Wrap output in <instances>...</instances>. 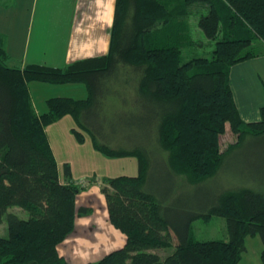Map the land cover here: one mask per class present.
<instances>
[{"label": "trees", "instance_id": "trees-1", "mask_svg": "<svg viewBox=\"0 0 264 264\" xmlns=\"http://www.w3.org/2000/svg\"><path fill=\"white\" fill-rule=\"evenodd\" d=\"M181 1L116 0L109 54L66 67L10 66L0 34V224L8 226L0 264H240L249 235L260 236L264 263V164L251 152L264 138V106L261 120L244 121L230 85L231 67L264 41V0ZM196 4L208 8L198 26L216 41L210 56H195L196 41L174 27L176 13ZM32 81L85 83L89 96L50 97L38 113ZM66 114L101 153L138 160L137 174L103 180L110 220L127 240L94 262L71 263L57 250L75 227L83 187L61 180L46 132ZM228 129L234 139L224 147ZM213 215L225 219L228 239H197L194 221Z\"/></svg>", "mask_w": 264, "mask_h": 264}, {"label": "crops", "instance_id": "crops-1", "mask_svg": "<svg viewBox=\"0 0 264 264\" xmlns=\"http://www.w3.org/2000/svg\"><path fill=\"white\" fill-rule=\"evenodd\" d=\"M115 11L116 0H0V34L4 39L7 62L10 66L21 68L27 64L66 67L78 60L106 56L111 50ZM254 49V56L235 63L230 72L233 97L246 122L261 120L264 106V41L256 39ZM75 84L87 86L78 82L55 84L32 81L29 87L36 111H46L50 97L66 96L56 89L65 90ZM43 89L58 93H49L41 97V103H38L36 94ZM86 91L89 96L88 86ZM64 117L66 115L61 119ZM53 151L57 159L54 148ZM57 163L62 181L77 184L83 178L87 181L85 185L81 184L83 187L76 196L75 227L58 244L59 254L68 262L86 263L98 261L123 247L127 237L110 220L102 191L104 182L97 180V175L95 179H90L88 174L92 173L77 175L70 164V173H66L65 168L61 169L59 160ZM137 173L138 165L134 171H122L115 175ZM80 208L87 211L79 212Z\"/></svg>", "mask_w": 264, "mask_h": 264}, {"label": "rangeland", "instance_id": "rangeland-1", "mask_svg": "<svg viewBox=\"0 0 264 264\" xmlns=\"http://www.w3.org/2000/svg\"><path fill=\"white\" fill-rule=\"evenodd\" d=\"M164 1H166L168 5L171 3L177 4L178 7H180L178 4L182 3L181 0ZM183 10V15H181L182 13L180 14L179 11L176 13L178 15L180 14V16L177 15L178 17L175 16L176 18L174 19V21H176L174 22L176 31L178 30L182 33V39L188 41L189 38H192V41H196L194 47L192 49L190 48L194 51L193 53L195 56H210L216 41L213 39H208L198 26V18L203 13H207L208 8L196 4L192 8L188 7L187 9ZM183 32L186 33L188 37H186ZM43 90H39L36 94L38 103H41V97H46V95H49V93L53 92L58 93L57 91L50 89H47L46 91ZM56 90H61L62 93L66 94V96L68 95L74 97L75 99L86 98L88 96V91H86L87 86L84 84L69 85L68 89ZM52 95L53 94L50 96ZM60 119L49 123L46 128L48 129L47 135L50 143L52 142V146L56 150L57 160H59L61 169L64 168L65 163H68L72 166L74 172L77 175L82 172H85V175L86 173H92L88 174V177L90 179H95L94 177L97 175L96 179H100L101 183L103 180L105 181L106 178H103V176L115 175L122 171L131 172L136 169L138 165L136 156H107L96 149L90 133L85 128L77 124V121L73 115L66 114L64 119ZM70 128H75V130L82 135V139L73 129L70 131ZM232 139H234V136L228 129L227 132L221 137L223 146H227V144ZM252 142L258 143L259 146L255 145L253 149H251V152L254 154L257 153L259 155L258 162L264 164V138H260L258 141L252 140ZM249 151L250 149H246L245 153ZM232 163L229 161L225 169L221 171V176L217 178V186L215 185V188L219 187V184L224 181L223 176L229 173ZM102 184L104 185V183ZM200 197L202 198L203 196L201 195ZM193 232L195 237L200 240L228 239V231L225 219L218 215H213L208 220L203 218L195 220L193 223ZM0 235L5 237L8 236V226L6 221L0 224ZM245 244L246 251L243 253L240 264H264L261 258V248H263V243L260 236H247ZM161 253H165V251H161Z\"/></svg>", "mask_w": 264, "mask_h": 264}, {"label": "built area", "instance_id": "built-area-1", "mask_svg": "<svg viewBox=\"0 0 264 264\" xmlns=\"http://www.w3.org/2000/svg\"><path fill=\"white\" fill-rule=\"evenodd\" d=\"M86 182H87V181L85 180V178H83V179H81L78 183L84 185Z\"/></svg>", "mask_w": 264, "mask_h": 264}]
</instances>
